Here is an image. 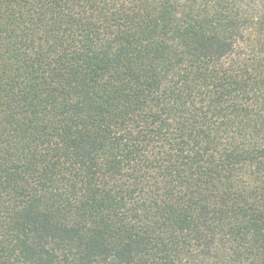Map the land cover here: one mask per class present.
<instances>
[{"label": "trees", "instance_id": "1", "mask_svg": "<svg viewBox=\"0 0 264 264\" xmlns=\"http://www.w3.org/2000/svg\"><path fill=\"white\" fill-rule=\"evenodd\" d=\"M0 264H264V0H0Z\"/></svg>", "mask_w": 264, "mask_h": 264}]
</instances>
